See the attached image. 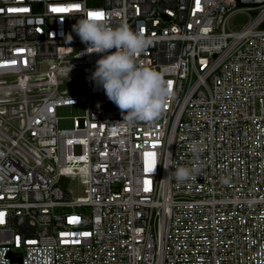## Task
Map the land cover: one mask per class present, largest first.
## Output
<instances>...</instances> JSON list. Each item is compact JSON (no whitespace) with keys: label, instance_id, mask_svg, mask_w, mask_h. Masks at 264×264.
<instances>
[{"label":"built area","instance_id":"1","mask_svg":"<svg viewBox=\"0 0 264 264\" xmlns=\"http://www.w3.org/2000/svg\"><path fill=\"white\" fill-rule=\"evenodd\" d=\"M86 11L151 40L138 61L171 93L158 119L126 125L90 74L63 87L98 59L64 39ZM179 165L197 177L177 182ZM0 212L6 264H264V0H0Z\"/></svg>","mask_w":264,"mask_h":264},{"label":"clouds","instance_id":"2","mask_svg":"<svg viewBox=\"0 0 264 264\" xmlns=\"http://www.w3.org/2000/svg\"><path fill=\"white\" fill-rule=\"evenodd\" d=\"M88 13L86 11L75 20L71 31L64 34V39L71 43L74 33L85 45L84 54H98L89 77L93 86L102 89L107 99L120 110L122 122L126 125L158 119L166 97L171 93L160 71L138 61L151 40L143 33L133 31L127 23L112 26L107 22L106 15L103 19L90 18ZM187 147L194 155L202 151L199 142H192ZM168 155L171 157V152ZM198 173L196 167L179 165L172 175L182 183L195 179ZM45 249L47 244L41 250ZM41 259L48 264L46 257ZM0 264L6 262L0 261Z\"/></svg>","mask_w":264,"mask_h":264},{"label":"rangeland","instance_id":"3","mask_svg":"<svg viewBox=\"0 0 264 264\" xmlns=\"http://www.w3.org/2000/svg\"><path fill=\"white\" fill-rule=\"evenodd\" d=\"M248 21V17L244 14H238L229 20V27L233 30H238L244 26V24ZM91 74L90 71L79 70L74 73L67 75L65 77V85L63 87L73 89L77 83L82 82V78L88 77ZM58 119H59V127L60 128H71L73 125V118L82 116L85 114V106L84 105H76V106H61L56 110ZM75 153L79 152L78 147L74 149ZM61 185L64 188H68L72 191L74 196L81 195V187L77 186L75 182H70L66 180L61 181Z\"/></svg>","mask_w":264,"mask_h":264},{"label":"snow or ice","instance_id":"4","mask_svg":"<svg viewBox=\"0 0 264 264\" xmlns=\"http://www.w3.org/2000/svg\"><path fill=\"white\" fill-rule=\"evenodd\" d=\"M79 4H72L68 7H53L51 9L52 12L54 13H68L70 11H73V10H78L79 9ZM196 10H200V0H196ZM9 12H12V13H20V12H27L28 9L27 8H23V7H17V8H9L8 9ZM89 17L92 18V17H98L100 19H103L104 18V15L105 13L102 12V11H99V12H92V11H89L88 13ZM191 27V26H190ZM37 31H39V29H37ZM141 32H143V29H141ZM20 51H23V50H20ZM170 86H171V82H169ZM93 127H96V125H93ZM71 143V141H69ZM154 156H155V153H152V152H144V171L145 173H151L155 167V159H154ZM151 183L150 180L148 179H145L144 181V184H145V191H149V188H148V185ZM4 213L3 212H0V224L4 223ZM77 220L76 217H72L69 219V223H73ZM68 235H74L73 234H70V233H62L61 236H68ZM80 235H83V236H88L90 235L89 233H80ZM18 242H19V238H18ZM62 243H68L67 240H62L61 241ZM29 243H34V241H29ZM72 243H79V241H72Z\"/></svg>","mask_w":264,"mask_h":264},{"label":"water","instance_id":"5","mask_svg":"<svg viewBox=\"0 0 264 264\" xmlns=\"http://www.w3.org/2000/svg\"><path fill=\"white\" fill-rule=\"evenodd\" d=\"M112 105L114 106V104L112 103Z\"/></svg>","mask_w":264,"mask_h":264}]
</instances>
